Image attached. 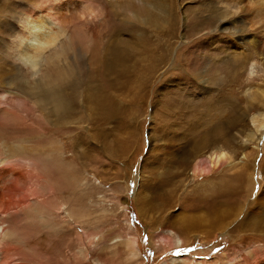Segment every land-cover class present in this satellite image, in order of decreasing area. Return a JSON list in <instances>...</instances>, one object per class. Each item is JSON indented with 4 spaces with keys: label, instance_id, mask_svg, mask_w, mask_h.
Listing matches in <instances>:
<instances>
[{
    "label": "rangeland",
    "instance_id": "obj_1",
    "mask_svg": "<svg viewBox=\"0 0 264 264\" xmlns=\"http://www.w3.org/2000/svg\"><path fill=\"white\" fill-rule=\"evenodd\" d=\"M66 1L71 0H0V34L7 36L0 37L1 91L10 92V105L20 110V118L25 119V112L30 114L17 122L21 126L12 127L16 131L0 124V135L5 139L29 136L33 142L26 148L32 145L42 153L63 150L64 160L85 173L90 188L83 191L87 194L82 201L87 200L84 203L90 208L89 228L101 233L92 249V253L99 251V258L116 257L102 249L107 244L118 247L129 226V234L136 237L139 264H162L174 257L187 259L188 264L263 262L264 129L259 123L264 106L256 91L263 86L264 58L254 51L264 48V0H81L99 13L92 21L78 23L93 45L68 67L73 68L69 71L74 78L79 76V95L75 94L73 115L68 116L73 123L67 128L71 133L50 129L52 119L45 121L21 93L24 82L33 86L40 79L45 58L60 50L65 37L31 69L21 60L24 41L11 36L15 29L24 33L29 28L33 19L23 14L29 9L44 11L52 2ZM159 12L161 17L155 18L153 14ZM73 23L68 24L66 36ZM243 37H253L255 44L237 41ZM121 42L127 48L130 45V52L123 54L127 71L111 74L114 82L104 85V72L96 76V64L105 45ZM236 53L242 56L237 58ZM245 56L255 59L252 65H243ZM89 79L94 83L89 87L92 97L79 99ZM93 95L111 104L112 112L101 114ZM6 98L0 97L3 111L9 109ZM219 149L229 159L206 176L193 178L196 154L204 158ZM247 166L246 172L241 170ZM18 169L22 177L30 178L27 169ZM47 170L37 165L32 175L50 199L43 182ZM67 191L61 196L69 199ZM22 220L17 215L9 222L20 229L17 247L27 264H86L83 255L75 261L69 255L73 231L68 235L64 229L68 236L61 242L43 241L42 235L52 232L29 231ZM171 229L181 243L176 240L173 245L172 240L169 244L159 238L161 233L173 238Z\"/></svg>",
    "mask_w": 264,
    "mask_h": 264
},
{
    "label": "bare ground",
    "instance_id": "obj_2",
    "mask_svg": "<svg viewBox=\"0 0 264 264\" xmlns=\"http://www.w3.org/2000/svg\"><path fill=\"white\" fill-rule=\"evenodd\" d=\"M138 2H140V0H138ZM147 4L146 6H148ZM161 12H159L158 14L154 13L153 14L154 17L155 18L161 17L162 15ZM15 13H21V12H15ZM98 13H99L98 8L92 6L91 4H87V2L81 0H71L62 3L52 2L47 7H45L44 11H40L39 9L36 8V10L29 9L27 12L23 13L27 17L29 16L31 19H33L32 21L29 22L30 24L29 28L27 30L24 29V33H22V31L19 32L14 28L15 31L13 32V35H11L15 37L19 36L22 42L24 41V44L22 45V47H20V54L22 55L21 60L23 61V64L24 63L26 64V65L24 64L25 66L28 65L31 69L36 68L37 65H39L38 62L40 61V59L43 58V54L45 53V51L49 50V48L52 47L55 48L57 41L65 37L63 42L61 41L60 44L61 48H59L60 50H54V52L50 54V56L45 58V66H44V70L42 71L40 79L36 81L34 85L32 84L33 86L25 84L24 82V85L22 86L21 89V93L26 95L32 107L36 111H38L40 116H42V118H44L45 121L48 122L49 120L52 119L51 122L49 123L50 124L49 127L52 130L55 131L64 130L63 131L64 133H67L68 131L71 133V130L67 128L71 126L73 123L71 121H68L69 120L68 116L70 115V113L72 114L73 112L72 100L75 94L79 92L77 90V87H79V83H78L79 76L76 75V78H74L72 72L69 71L73 68L68 69V67L70 65V61L75 60L79 56V54H81L82 58L84 55L88 54V50L91 49L93 45L91 40H89L88 38L86 39V36L84 35V31L82 30L81 25H78L79 21H85V22L87 20L92 21L93 19H96L98 17ZM137 17L138 16H134L133 18H137ZM139 20L140 18L136 19V21ZM147 20L143 19L142 21L149 22ZM70 21H74V23L72 24V31L70 35L66 36L65 32ZM138 23L139 25L141 24V22ZM3 35L6 36V34H4L3 32L2 34H0V37L2 38ZM252 38L248 37L246 39L245 37H243L237 39V41H240L241 43L245 41L244 44L253 46L255 44V40ZM231 46L234 47V44H232ZM129 48L125 46V42H121L119 44L111 43L103 47L101 52V54L103 53V57L100 60H98L96 64L97 69L96 71L94 69V71L96 73V76H98L99 71L104 72L102 73L103 74L102 80L104 82V85H108L107 83L109 82L112 83L114 82V80L110 78L112 77L111 74L113 73L118 74L120 72L124 73L125 71H127V70L124 71L125 68L124 65L126 63L124 59H126V57L123 54L130 52ZM229 52L230 51H228L227 54ZM254 52L256 56H261L264 58L263 56L264 48H262V50L254 51ZM69 53H71V58L69 57ZM233 55H237V58L238 55L242 56L240 55V53L239 54L236 53ZM246 58L247 57L245 56L244 59ZM251 59L252 57H248L246 61L243 63V65L246 66L249 63L255 61V59L253 60ZM101 60L102 62H100ZM74 65L76 64L74 63ZM263 65H264V61H263ZM79 69L81 70V67ZM90 79H89V85L87 84L88 86L86 85L87 87L84 90H82L81 93L82 95L81 97H79V99L80 98L83 99L84 97L82 96H86L88 98V95L89 97H92V93L89 91V87L94 86V83ZM262 81H263L262 82L263 86L260 87V89L258 88L259 90L256 88L257 89L256 94L261 105L264 106V79H262ZM64 86L67 87L66 88L67 90L64 89L65 88ZM3 87H4L3 85H0V97L4 98L6 95H8V98H6L5 100L6 101L5 105H9V109L8 111H3L0 109V124L5 125L8 128L11 127V129L12 127L18 128L22 124L21 123L18 124L17 122L18 121L22 122V120L25 121V119H27L30 114H27V112H25L26 115L24 114L25 116L23 117L25 119L20 118L19 116L20 110L17 109L14 110V108L11 107L10 104L13 102V98H10V92L4 91L5 89L1 91ZM65 91H68V93ZM93 97L97 106L101 108L100 110L101 114L112 112V107H110L111 104H108V102L106 101L105 102L101 101L102 99L97 97L96 95H93ZM16 99L20 100L19 97ZM14 102L17 101L14 100ZM82 105L84 106V103ZM261 114H262V121L259 123V125H261L260 128L264 129V112H262ZM93 115L94 114L92 113L91 117H93ZM246 116L247 115L245 114L244 117ZM35 124H37V122ZM35 126L37 125H34V128ZM35 130H37L39 134L38 136L41 137V132L38 129ZM12 131H16V130L12 129ZM254 136L255 133L254 135H252V137ZM28 142L29 143L33 142L29 136L25 138L5 139L3 134L0 135V264H14V262H16V264H27L26 262L27 259L24 256H22L21 252L19 251V248L17 247L18 246L17 241L19 238L18 231L20 229L17 228V226L14 227L9 222L10 218L17 215L23 216L22 221L25 223L24 225H26V227L29 228V231L31 229L32 230L37 229L36 230L37 233H42L43 230H50L52 232V235H50L48 232L44 233L42 235L43 241H50L52 239L54 240L56 239L57 241L61 242L62 239L64 240L66 236L70 235L69 233L73 231L75 238L73 243H71V245L69 246L70 248L68 249L71 260L75 261V259L78 256L83 255L86 264H91V263L139 264L140 254L136 242V237H134V235L129 234L130 233L129 231L131 230L129 226L128 229L126 230L127 235L125 233L126 236L124 238H121V240H119L118 247L117 245L115 246L114 244H110V245L107 244V246L102 249V251L109 252L110 254L116 257L99 258L97 255L99 251L95 250V252L92 253L93 247H96L101 239V235H100L101 233L99 234L96 233L95 231L91 230L88 226V224L91 222L90 221L88 223L91 217L90 212L88 210L90 208L86 206V204L84 203L85 201L87 203V200L82 201L83 195L87 194V192L84 193L83 191L87 190V187L90 188L87 183V181L89 180L86 178L85 173L79 172L77 169H75L76 167L73 163L64 160L62 154L63 150L60 151L57 148L51 150V152L49 151V153H42L40 152L39 149H36V147L33 148L32 145L29 148H26ZM228 159L229 157L225 152H223V149L212 151L207 155V157L204 158L202 156H199V154H196L194 160L195 162L191 166V175L193 178H200L202 176H206L212 170H215L217 168V165H219L222 162H226ZM37 165L40 166L42 165L48 170L50 169L49 171L47 170L48 173L46 174L45 178H43V182L46 186L45 188L52 195V198L50 197V199L47 198L43 186L42 185L37 186L33 182L32 172L37 167ZM16 166H21L27 169L28 173L30 174V178L22 177L23 176L21 174L22 170L18 169L19 171H16ZM248 168H249L248 166L242 167L241 170L246 172ZM252 173H254V170L252 171ZM19 178L28 181L29 185H26L24 181L23 183H21ZM68 179H69V184H68L69 186H67ZM17 180H19L20 182L19 186L16 185ZM7 182H11V183L6 184ZM65 189L66 191L68 190L67 193L69 192V196H68L69 199L61 196L64 194L63 191ZM33 197H36L37 199L31 200V198ZM52 199L55 200L56 202L53 201ZM88 203L91 202L89 201ZM201 221L202 220H200V222ZM64 229H67V233L70 231L68 235H64L66 233ZM77 229H79V233L77 232ZM171 233L173 234V238L168 236L169 233L168 234L161 233L159 238L169 244L171 243L172 240L173 245L175 244L176 240L179 243L182 242V239L179 237V235H176L172 229H171ZM88 246L89 248H91V251L88 250L87 248ZM250 257L254 259L256 256L250 255ZM10 259H12V261H9ZM63 259L68 263L69 261L67 260L68 258L63 256L62 260ZM188 262L189 261L187 259L174 257L168 262H163L162 264H188ZM237 262L238 261H236V263ZM255 262L258 261L254 259L253 264ZM191 264H199V263L191 262ZM257 264H264V261L258 262Z\"/></svg>",
    "mask_w": 264,
    "mask_h": 264
}]
</instances>
